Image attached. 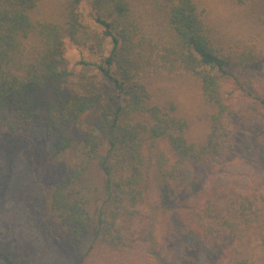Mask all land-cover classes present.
I'll return each mask as SVG.
<instances>
[{
  "label": "trees",
  "instance_id": "obj_1",
  "mask_svg": "<svg viewBox=\"0 0 264 264\" xmlns=\"http://www.w3.org/2000/svg\"><path fill=\"white\" fill-rule=\"evenodd\" d=\"M44 1L0 0V134L25 131L46 140L47 161L63 163L49 212L79 264H154L142 242L150 201L167 191L189 192L178 215L189 234L206 243L225 236L237 242L258 225L264 169L241 162L208 173L234 150V120L244 107L238 102L252 108H244L243 123L264 127V78L256 68L264 67V44L229 41L197 0H59L57 17L50 18L41 17ZM248 1L235 0L239 6ZM86 2L100 34L82 21ZM107 38L108 55L80 64L94 67L116 95L70 90L67 42L93 50ZM184 75L199 81L202 98L214 108L203 142L189 140V124L175 104L159 105L151 92L155 79ZM90 114L103 120L104 134L90 129L75 136L74 126ZM92 192L102 194L94 211ZM123 219H136L140 229L126 234ZM0 264L14 263L0 253ZM40 264L68 262L50 253ZM223 264L256 263L238 257L235 243Z\"/></svg>",
  "mask_w": 264,
  "mask_h": 264
},
{
  "label": "rangeland",
  "instance_id": "obj_2",
  "mask_svg": "<svg viewBox=\"0 0 264 264\" xmlns=\"http://www.w3.org/2000/svg\"><path fill=\"white\" fill-rule=\"evenodd\" d=\"M58 1L45 0L40 7L41 17H57ZM197 1L206 11L208 22L229 41H236L240 46L264 44V0H249L245 6L237 5L235 0ZM81 13L82 21L91 33H102L93 20L88 2L83 4ZM111 49L112 42L108 38L93 50L67 42L66 66L74 72L68 88L78 93L102 88L112 100L116 92L109 82L94 67L80 64L82 60L98 63L101 56L108 55ZM256 68L264 78V67ZM151 92L155 103L163 106L170 102L175 104L176 115L189 124V140H205L208 115L214 108L202 98L200 83L194 76L160 77L151 84ZM238 104L244 107L238 110L234 120L238 131L234 150L227 161L208 173V177L241 162L264 169V147L261 145L264 127L257 123H243L244 108L250 112L252 108L250 102L241 100ZM90 129L104 134L103 120L96 114L83 117L73 131L75 136H83ZM47 148L46 140L37 139L25 131L13 135L0 134V253L14 264H40L50 253L58 254L68 264L80 262L74 251L65 245L62 231L49 212L50 193L64 169L60 161H47ZM73 159L74 155L68 157L69 162ZM188 193L167 191L162 197L150 201V228L142 244L154 264H223L235 243L238 257L264 264V216L237 242L225 236L206 243L191 236L178 215ZM98 196H102L101 192L91 193L92 211L100 200ZM121 225L131 236L140 229L136 219H123Z\"/></svg>",
  "mask_w": 264,
  "mask_h": 264
}]
</instances>
